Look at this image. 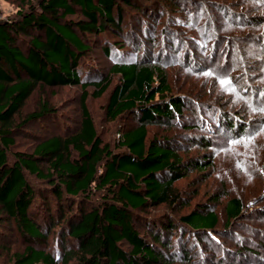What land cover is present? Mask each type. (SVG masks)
Here are the masks:
<instances>
[{
	"label": "trees",
	"instance_id": "16d2710c",
	"mask_svg": "<svg viewBox=\"0 0 264 264\" xmlns=\"http://www.w3.org/2000/svg\"><path fill=\"white\" fill-rule=\"evenodd\" d=\"M145 1L19 0L14 16L0 18V221L3 216L11 218L25 239L23 250L14 253L11 264H64L71 259L78 264H173L176 247L172 244L170 248L169 236L177 224L186 225L200 239L217 227L218 214L206 204L177 219L146 213L159 204L173 207L180 199L174 181L190 166L203 169L210 165L207 158L182 160L166 138H147L148 125H171L173 119L183 117L185 107L180 95L170 93L160 55L150 58L146 50L140 58L126 59L120 53L121 40L118 45L106 41L102 50L112 59L108 73L92 84L81 78L88 38L112 32V37L135 40L133 28L123 24L120 4L154 17L156 5L146 6ZM76 9L83 18L68 19ZM112 75L118 81L110 90L106 112L113 119L122 115L134 121L120 133V148L115 152L96 134L85 90L93 85L92 94L101 95ZM40 83H80V120L74 131L38 141L30 152L15 153L9 164L7 147L13 143L14 115ZM51 109L42 105L26 119L48 115ZM222 120L232 124L228 116ZM190 127L191 123L185 124ZM25 171L45 182L46 188L32 184ZM92 189L101 190L103 196L95 206L88 200ZM37 200L43 204L42 215ZM243 209L239 197L228 198L224 228L243 215ZM55 227L56 255L36 247ZM178 236L176 242L187 257L190 249Z\"/></svg>",
	"mask_w": 264,
	"mask_h": 264
},
{
	"label": "rangeland",
	"instance_id": "374dc122",
	"mask_svg": "<svg viewBox=\"0 0 264 264\" xmlns=\"http://www.w3.org/2000/svg\"><path fill=\"white\" fill-rule=\"evenodd\" d=\"M145 4L156 5L154 17L120 4L123 24L133 28L135 40L112 37V32L88 38L81 78L92 84L108 73L112 59L102 50L106 41L118 45L121 40L120 53L126 59L140 58L146 50L150 58L160 55L170 93L180 95L185 107L183 117L173 119L171 125H148L147 138H166L182 160L207 158L210 165L203 169L190 166L174 181L180 199L173 207L159 204L146 213L157 217L170 214L177 219L203 204L217 212V227L201 239L186 225L177 224L174 235L169 236L170 248L172 244L176 247L173 264H264V0H146ZM19 5V0H0L2 17L14 16ZM67 18L83 16L76 9ZM116 81L117 76L112 75L111 84L99 96L92 94L93 85L85 87L96 134L112 152L120 148V133L134 123L132 116L113 119L106 112ZM82 91L80 83L38 84L14 115L7 162L12 163L17 152H30L40 140L74 131L80 120ZM42 105L52 112L26 119ZM225 116L231 118L230 126L222 120ZM187 123L192 127L185 128ZM24 174L32 184L46 188L45 182L26 171ZM101 194V190L92 189L89 205H98ZM232 196L242 200L243 215L224 228V204ZM37 202L42 215L43 204ZM134 226L145 232L137 221ZM57 234L55 227L36 247L58 254ZM178 234L180 243L185 239L190 249L187 257L176 242ZM24 245L16 223L3 216L0 264H11L14 253H20Z\"/></svg>",
	"mask_w": 264,
	"mask_h": 264
},
{
	"label": "built area",
	"instance_id": "2783aa9c",
	"mask_svg": "<svg viewBox=\"0 0 264 264\" xmlns=\"http://www.w3.org/2000/svg\"><path fill=\"white\" fill-rule=\"evenodd\" d=\"M2 17V13H1V11H0V18Z\"/></svg>",
	"mask_w": 264,
	"mask_h": 264
},
{
	"label": "snow or ice",
	"instance_id": "6c2138e0",
	"mask_svg": "<svg viewBox=\"0 0 264 264\" xmlns=\"http://www.w3.org/2000/svg\"><path fill=\"white\" fill-rule=\"evenodd\" d=\"M224 83H227V81H224Z\"/></svg>",
	"mask_w": 264,
	"mask_h": 264
}]
</instances>
